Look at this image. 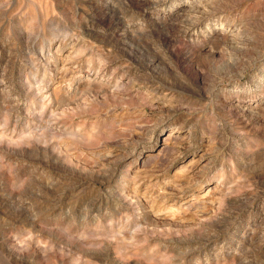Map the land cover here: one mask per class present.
Masks as SVG:
<instances>
[{"label":"rangeland","instance_id":"obj_1","mask_svg":"<svg viewBox=\"0 0 264 264\" xmlns=\"http://www.w3.org/2000/svg\"><path fill=\"white\" fill-rule=\"evenodd\" d=\"M0 264H264V0H0Z\"/></svg>","mask_w":264,"mask_h":264},{"label":"bare ground","instance_id":"obj_2","mask_svg":"<svg viewBox=\"0 0 264 264\" xmlns=\"http://www.w3.org/2000/svg\"><path fill=\"white\" fill-rule=\"evenodd\" d=\"M52 154H54V153L52 152Z\"/></svg>","mask_w":264,"mask_h":264}]
</instances>
